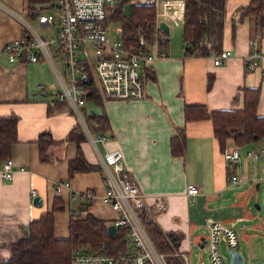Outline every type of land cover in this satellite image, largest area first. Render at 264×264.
<instances>
[{
    "label": "crops",
    "instance_id": "obj_1",
    "mask_svg": "<svg viewBox=\"0 0 264 264\" xmlns=\"http://www.w3.org/2000/svg\"><path fill=\"white\" fill-rule=\"evenodd\" d=\"M248 0H225V22L221 49L230 56L215 65L211 56H185L178 35L173 36V51L169 56L150 63L153 78L145 80V96L141 99H104L103 110L108 125L100 130L107 141L98 143L100 154L118 148L124 168L135 178L146 194L164 193L167 208L152 216V220L170 237L173 253L170 264H210L206 248L198 246L206 237L209 218L233 222L238 235L237 250L246 264H264V151L258 158L245 155L247 150L264 147V137L246 145H236L227 139L226 146H237L240 162L226 165L222 151L213 135L210 119L186 122L184 104H203L208 110L227 109L240 87H259L257 114L264 116V69L246 70L244 58L254 48H264V29L259 18L246 15L232 20L235 9ZM22 10L26 5L22 1ZM159 18L169 27H181V2L163 0ZM21 35L19 23L0 10V116L17 115V141L12 145L9 167L0 160V258L10 254V244L25 236L30 220L52 206L60 197L64 209L54 213V235L68 236L70 212L91 213L113 223L115 213L101 201L103 181L98 169L99 154L86 140L78 143L85 160L97 169L68 172V162L77 152L75 141L66 140L68 131L77 125V118L64 100L56 97L58 84L48 62H8L2 47L5 41ZM213 79L207 88V79ZM82 108L87 112L90 110ZM242 106L241 95L235 104ZM98 109L97 107H94ZM94 109V110H95ZM184 127L185 148L181 155L170 151V136ZM48 134L53 140L45 147L46 159L40 157L37 139ZM22 167V169H19ZM10 168L12 177H3ZM236 173L241 180L230 181ZM68 186L57 189L58 182ZM194 183L199 193L188 195L186 186ZM42 197V205L34 206L30 190ZM92 197L85 199L84 191ZM175 237L174 240L171 236ZM178 242V244H176ZM127 243L125 235V244Z\"/></svg>",
    "mask_w": 264,
    "mask_h": 264
},
{
    "label": "built area",
    "instance_id": "obj_2",
    "mask_svg": "<svg viewBox=\"0 0 264 264\" xmlns=\"http://www.w3.org/2000/svg\"><path fill=\"white\" fill-rule=\"evenodd\" d=\"M121 0H53L48 7L27 9L28 15L39 25L34 24L21 13L0 1V10L12 16L21 27V35L4 42L2 52L8 62L44 60L50 65L58 91L56 97L70 106L77 118V125L93 148L99 154L98 166L102 174L103 192L100 199L115 213L113 224L126 228L125 248L115 253L105 250L100 243L98 250L74 249L70 255L71 264H170L167 254L160 251L149 235L144 220L152 219L156 213L167 208L166 194L154 192L146 194L135 178L124 168L120 149H106L100 154L98 143L104 144L108 137L101 131L91 128L82 111L85 81L93 75L104 99L133 100L145 96V70L155 60L169 56V49L160 47L156 41L148 46L126 45L121 36L107 33L106 17L111 8ZM163 0H135L140 5H153L156 9V30L159 8ZM171 3L178 0H165ZM182 8L184 0H179ZM50 10H54L51 12ZM165 21V20H164ZM167 23V21H165ZM168 24V23H167ZM169 25V24H168ZM170 28V27H169ZM43 34L45 36H43ZM215 65L224 63L230 56L228 49L210 53ZM244 66L251 71L264 69V48H254L244 58ZM260 150H247L245 155L258 158ZM226 165L237 164L241 159L239 147L225 146L222 152ZM12 165L11 158L5 160ZM19 169H22L20 167ZM2 175L10 179V168L2 170ZM236 173L230 175L231 182L240 181ZM69 182H58L57 189L68 186ZM35 194V190H30ZM188 195L199 193V186L189 183ZM82 196L90 199L92 193L84 191ZM70 214H75L74 211ZM206 248L210 264H229L228 255L221 251V242L226 249H236L238 235L233 222L225 223L209 218L206 222ZM183 264H188L184 255Z\"/></svg>",
    "mask_w": 264,
    "mask_h": 264
},
{
    "label": "trees",
    "instance_id": "obj_3",
    "mask_svg": "<svg viewBox=\"0 0 264 264\" xmlns=\"http://www.w3.org/2000/svg\"><path fill=\"white\" fill-rule=\"evenodd\" d=\"M47 0H24L27 9L43 7ZM135 0H121L117 2L106 17L108 21L118 20L120 36L129 46H148L154 41L160 47L168 48V34L156 30V9L153 5H140ZM129 4L130 13L126 15L123 6ZM50 5V4H49ZM246 15H253L260 20V27L264 29V0H248L246 4L235 9L232 20H241ZM225 22V0H184L183 14V54L185 56H209L212 51L219 52L222 46ZM246 69V68H245ZM247 70V69H246ZM151 70L146 68L144 77L153 78ZM213 76L209 74L207 88L212 83ZM85 83L84 95L87 112L82 111L86 121L95 131H100L108 125V117L103 110V96L93 75L89 74ZM240 92L232 97V105L227 109L208 110L203 104H184L183 115L186 122L210 119L212 130L218 146L223 152L227 139L236 145H246L264 137V116L257 114V102L260 95L259 87H240ZM242 106L236 108L239 97ZM97 107L98 109H95ZM95 109V110H94ZM17 115L10 113L0 116V160L9 158L12 145L17 141ZM66 140L75 141L77 152L68 162V172L72 175L76 171L99 169V166L89 164L78 143L85 140L78 125L71 128ZM40 157L47 158L45 147L53 140L48 134H41L37 139ZM170 151L173 155H181L185 148L184 127L170 136ZM229 166V165H228ZM230 175V173H229ZM64 209V202L60 197L53 198L52 206L42 211L37 218L28 223L27 234L10 244V254L7 258H0V264H71L70 255L74 249L98 250L100 243H105L108 253H115L125 248L126 228L117 226L112 235L108 234L107 223L92 215L81 212L86 207H77L75 214L69 215L68 236L58 238L54 235V213ZM145 227L156 247L167 254L170 262L173 253L170 237L152 219L144 220Z\"/></svg>",
    "mask_w": 264,
    "mask_h": 264
},
{
    "label": "rangeland",
    "instance_id": "obj_4",
    "mask_svg": "<svg viewBox=\"0 0 264 264\" xmlns=\"http://www.w3.org/2000/svg\"><path fill=\"white\" fill-rule=\"evenodd\" d=\"M2 1L4 4L8 5L9 7L19 11L21 13V15H23L24 17H26L29 21H31L34 26L39 30V31H42V29L39 27V25L36 23V21H33V19L30 18V15H28V12H27V9H23L22 10V1L23 0H0ZM51 1L53 0H47L45 2H43L44 6L43 8L45 7H48L49 4L51 3ZM25 4V3H24ZM130 5L129 4H125L123 6V10H124V13L126 15H128L130 13ZM51 12H54V10H50ZM107 33L108 35L110 36H119L120 35V23L118 20H110L108 21V24H107ZM182 32H183V26L181 25V27H171L170 28V31H169V34H168V38H169V45H168V49H170V51H173V36H177L178 35V41H179V48L181 47L182 48V51H183V38H182ZM43 36H45L43 34ZM170 53V52H169ZM170 55V54H169ZM44 61V60H43ZM57 84V83H56ZM58 86V85H57ZM121 100V99H120ZM226 247L224 245L223 242H221V251L227 256V253H226ZM229 263V262H228ZM247 263V262H246ZM253 264V263H252Z\"/></svg>",
    "mask_w": 264,
    "mask_h": 264
},
{
    "label": "water",
    "instance_id": "obj_5",
    "mask_svg": "<svg viewBox=\"0 0 264 264\" xmlns=\"http://www.w3.org/2000/svg\"><path fill=\"white\" fill-rule=\"evenodd\" d=\"M158 27L163 31L165 34H169L170 28L169 25L164 20H159ZM32 203L34 206H41L42 205V197L40 195H34L32 198ZM116 230V226L111 223L107 225V231L109 235H112ZM171 236V233L168 234ZM171 239L174 240L175 237L171 236ZM198 246L201 248L204 247L206 244V237H202L200 239ZM178 244V242H176ZM228 255V262L229 264H246V256L237 249H226L225 250Z\"/></svg>",
    "mask_w": 264,
    "mask_h": 264
}]
</instances>
